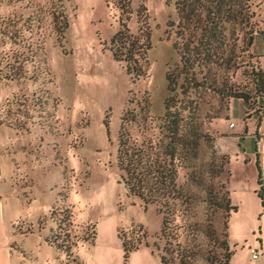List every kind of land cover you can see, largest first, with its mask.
<instances>
[{
	"label": "rangeland",
	"instance_id": "1",
	"mask_svg": "<svg viewBox=\"0 0 264 264\" xmlns=\"http://www.w3.org/2000/svg\"><path fill=\"white\" fill-rule=\"evenodd\" d=\"M124 27L148 38L140 75L112 55ZM258 70L264 0H0V195L25 236L14 248L29 264H264ZM122 132L175 154L184 195L165 212L128 193ZM122 241L139 249L126 259Z\"/></svg>",
	"mask_w": 264,
	"mask_h": 264
},
{
	"label": "trees",
	"instance_id": "2",
	"mask_svg": "<svg viewBox=\"0 0 264 264\" xmlns=\"http://www.w3.org/2000/svg\"><path fill=\"white\" fill-rule=\"evenodd\" d=\"M119 4L120 8H126L129 0H112ZM234 13L226 15L225 18H234ZM150 48L148 38L141 40L139 37L128 32L127 28L119 29L110 40V49L113 57L118 61H123L128 73L140 75L143 72V65L146 60L147 50ZM258 83V93L264 92V77L260 70L256 73ZM172 79H169V83ZM234 97L249 100L248 94L234 92ZM171 126V125H170ZM175 154L160 150L157 146L147 143L146 145L131 142L126 133L120 134L119 145L117 149V163L121 171V178L125 187L131 195L138 196L143 203H159L162 212L167 209L169 199L181 198L184 194L176 187V170L174 169ZM260 183V179L258 180ZM263 188L260 187L257 192L262 197ZM163 206H165L163 208ZM215 206L222 207L221 202H215ZM226 207L229 210L236 211L235 205H230L228 199ZM166 217L163 218L165 225ZM124 257L136 250L138 246H127L125 242L121 243ZM232 254H230L231 256ZM228 256V264L230 262ZM161 264H165L163 258H160ZM227 263V262H226Z\"/></svg>",
	"mask_w": 264,
	"mask_h": 264
},
{
	"label": "crops",
	"instance_id": "3",
	"mask_svg": "<svg viewBox=\"0 0 264 264\" xmlns=\"http://www.w3.org/2000/svg\"><path fill=\"white\" fill-rule=\"evenodd\" d=\"M8 200L9 199L6 197L0 195V264H29V262L32 261L33 256L30 255L25 257L13 246L17 240L22 241L25 236L19 237L13 232L16 208L13 204L11 205ZM42 244L41 241L40 246H42ZM52 262V258L45 256L42 264H50Z\"/></svg>",
	"mask_w": 264,
	"mask_h": 264
},
{
	"label": "built area",
	"instance_id": "4",
	"mask_svg": "<svg viewBox=\"0 0 264 264\" xmlns=\"http://www.w3.org/2000/svg\"><path fill=\"white\" fill-rule=\"evenodd\" d=\"M251 253H252V257H253V258H257V257L259 256L257 250H255V249H252V250H251Z\"/></svg>",
	"mask_w": 264,
	"mask_h": 264
}]
</instances>
